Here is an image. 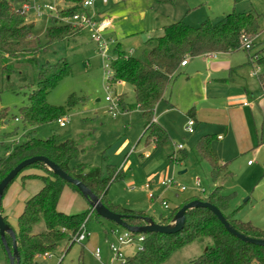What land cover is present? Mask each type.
<instances>
[{
  "label": "rangeland",
  "instance_id": "rangeland-1",
  "mask_svg": "<svg viewBox=\"0 0 264 264\" xmlns=\"http://www.w3.org/2000/svg\"><path fill=\"white\" fill-rule=\"evenodd\" d=\"M91 1L93 5L87 12L111 21V27L103 31L109 44L105 51L107 57H113L112 50L117 47L126 57L139 58L147 40L161 35V27L179 21L191 27H198L205 21L215 24L232 11L250 13L255 18L258 30L252 39L251 53L264 56V0H109L106 4L102 0ZM38 5L55 6L60 10L65 7L61 0H40ZM54 14L44 10L39 16H35L33 11L25 15L26 20L33 23V35L41 45L45 43L49 17ZM246 56L243 50L227 56L218 54L215 63L227 61L241 65L230 72L242 69L246 73L239 75L240 78L230 73L225 78L229 87L235 89L248 82L255 92L258 88L256 75L263 72V67L247 65ZM45 59L49 63L62 59L69 66L68 75L47 93V104L64 107L70 96L80 101L63 118L66 119L64 128L53 122L24 131L19 121V109L28 105L30 90L18 77L12 76L6 81L0 79V111L4 112V119H0V156L7 148L19 145L26 132H32L39 140L50 137L58 141L74 140L82 152L71 166L99 167L107 175L110 165L122 174V179L112 183L108 190L107 199L111 204L144 212L156 221L160 217H169L171 210L185 200L194 197L204 199L214 188L221 187L223 194L234 193L231 210H238L237 217L264 230L262 117L252 115V121L249 116L248 123L245 121L243 126L236 115L225 111L223 102L214 103L216 108L213 109L204 104L188 106L187 94L206 77L207 61H189L187 70L174 78L170 103L156 105L155 122L165 129L169 143L155 149L146 143L145 136L142 137L144 121L136 108L131 86L125 83L112 88L106 86L104 60L90 41L88 32H83L80 46L58 44L52 47ZM185 72L194 74V79L186 83ZM234 89L230 92L235 93ZM107 96L116 104L117 97L115 118L109 113V104L105 101ZM120 98L127 105L126 110H123ZM191 107L196 112L195 120L186 115ZM226 126L230 129L228 134H224ZM248 132H256L258 138L262 136V142L256 138L250 142L245 137ZM203 134L212 135L211 149L219 162L227 164L232 178H219L213 182L208 163L196 161L192 150ZM216 136H221L222 140L217 141ZM257 143L262 144L257 148ZM177 146L186 153L184 160L178 163L169 159ZM248 161L251 166H247ZM162 182L166 186H162ZM39 187L37 180L22 185L18 178L8 187L3 195L2 208L11 228L16 227V219L27 197L39 191ZM149 194L153 199L148 198ZM162 201L169 209L162 207ZM58 206L68 215L88 209L86 200L78 193L73 197L63 193ZM121 233L122 230L112 223L90 220L83 241L71 248L64 241L50 253L51 257L40 256L36 264H110L109 244L114 243ZM207 242H192L175 251L162 264H189L205 251ZM96 250L100 253L99 260L93 256ZM124 252H134V246L125 248ZM4 263L5 256L0 246V264Z\"/></svg>",
  "mask_w": 264,
  "mask_h": 264
},
{
  "label": "trees",
  "instance_id": "trees-1",
  "mask_svg": "<svg viewBox=\"0 0 264 264\" xmlns=\"http://www.w3.org/2000/svg\"><path fill=\"white\" fill-rule=\"evenodd\" d=\"M23 1L0 0V79L6 81L12 76L18 77L30 90L28 105L19 109V121L24 131H27L64 118L77 101H80L75 96H70L64 107L57 108L47 104V93L68 75L69 66L62 59L55 63L46 62L45 57L52 47L58 44L79 46L78 40L83 31L61 22L60 19L84 11L82 8L84 0H61L65 7L61 10L58 8L54 15H50L44 45H41L33 35V23L28 22L25 14L18 9ZM257 30L256 20L250 13L233 11L224 15L215 24L205 21L198 27H191L179 21L165 25L161 28V35L147 40L139 58H128L119 48H113L114 58L110 63L111 76L108 85L110 88L117 83L131 86L136 108L141 112L144 121L142 137L145 136L146 143L152 144L155 149L163 147L169 143V136L154 121V110L159 102L167 100L171 83L178 75L180 63L185 59L243 50L246 52L248 65L263 67V72L256 75V80L264 97V56L251 53L252 39ZM244 40L251 41L248 50L242 48ZM122 101L120 98L119 102L123 110H126L127 105ZM0 119H4L2 111ZM211 141L212 136L201 137L192 151L198 163H208L211 180L215 182L219 178H227L230 173L227 171V165L221 164L213 153ZM81 152L74 140L58 141L55 137L39 140L32 132H26L19 145L7 148L0 156V181L21 161L41 156L57 165L71 178L81 182L105 208L125 216L124 221L127 225L142 226L141 218L148 217L146 213L113 205L107 199L108 189L112 183L122 179V174L110 165L107 175H104L99 167L71 166V162ZM185 157L186 153L180 149L172 152L169 159L178 163ZM28 170L41 171L42 175L21 176ZM18 177L22 184L31 179L39 180L42 184L41 189L24 202L16 220V228L10 227L15 237L19 264H36L37 258L54 252L64 241L66 246L71 248L78 243L77 237L85 230L90 220L96 223L103 220L90 208L73 215L58 211L57 205L64 188L80 193L74 186L60 180L41 164L25 168L15 179ZM233 198L234 193L224 195L221 188L216 187L204 199L195 197L185 200L179 207L171 210L169 217H160L157 223L168 224L183 205L199 200L214 206L229 226L239 234L251 239L264 240V230L235 217L238 210H231ZM3 220L8 224L5 218ZM143 237L139 250L129 255L124 252V264H162L175 251L199 240L208 241L204 246L205 251L189 264H264V247L243 243L231 236L214 215L203 208L187 211L184 227L176 234L152 233ZM5 241L10 249L12 241L8 235L5 236ZM0 246L3 249L1 242ZM5 260L8 264L6 254Z\"/></svg>",
  "mask_w": 264,
  "mask_h": 264
},
{
  "label": "crops",
  "instance_id": "crops-1",
  "mask_svg": "<svg viewBox=\"0 0 264 264\" xmlns=\"http://www.w3.org/2000/svg\"><path fill=\"white\" fill-rule=\"evenodd\" d=\"M160 31H161V29H160ZM82 37H83V35L78 40V45L79 46L82 44ZM220 54L227 56V55H231L232 53H219V55ZM217 55L218 54H214V57H212V58L207 57L206 55H203V56H200V57H196V58H189V59H187V62H186V64L184 66H182V67L180 66L179 71H178V75H180L181 72L183 73V70H187L189 61H192V60H203V61H207L208 62L206 64V67H207L206 77L204 79H202L200 81V83H196L195 87L192 88V90L189 91L188 94H187V102L189 104L188 106H191V105L197 106V105H203L204 104L206 106H210L209 109H213V108H216V106H213L214 103L217 104V102L218 103L219 102H221V103L223 102V103L226 104L225 107H224L225 111H228V112L236 115L239 118V122L243 126H244V122L245 121H247V123H248V117L249 116L251 117V119L253 121L252 115H257V116L261 115L262 122L264 124V97L260 93L259 88H257V90L255 89L256 91L254 92V89L248 84V82L245 85L239 84V86L236 87L235 89L234 88H230L229 85H228V82H227V80L225 78L229 77L230 73H232L230 71H232L233 69L238 68L241 65H237V63H230V62H227V61H225L223 63H215V61L217 60L216 59ZM246 60H247V58H246ZM244 64H245V62H244ZM244 64H242V65H244ZM247 65H248V62H247ZM249 66H251V65H249ZM245 73L246 72L241 69L239 71L233 72L232 74H234L235 76L240 78L239 75L245 74ZM250 74H251V71H250ZM192 75H194V74L190 75L187 72H185L184 81L186 83L192 81L194 79V78H192ZM193 77H195V76H193ZM175 81H176V79H174L172 81V83H171L167 100H164V101H161V102L170 103V98H171V95H172V87H173V84L175 83ZM257 85H258V83H257ZM231 89H234L235 93L230 92ZM243 103H246V105H243ZM189 113H190V115H189ZM186 115L191 117V118H193V120H195L196 112L194 111V108L191 107L187 111ZM154 120H155V118H154ZM229 130L230 129L228 128V126H226L224 128V134H228ZM204 136H212V135L203 134L201 137H204ZM245 137H248V140L250 142L254 141L255 138H256V140L258 139V141H260V142H262V140H263L262 136L260 138L257 137L256 132L255 133L248 132V134H246ZM216 140L220 141V140H222V137L221 136H216ZM260 144H262V143H260ZM260 144L257 143L256 147L258 148V146H260ZM172 152H175V151H172ZM220 163L221 164H225V163H222V162H220ZM251 165H252V163L249 164V161H248L247 162V166H251ZM27 175H42V172L41 171H37V170H28V171H25L24 173L21 174V176H27ZM228 178H232L231 173L225 179H228ZM18 179L20 180V177H18ZM33 180H36V179L26 180L25 182L33 181ZM37 181H39V180H37ZM25 182L23 184H25ZM20 183H21V180H20ZM41 186H42V184L40 182V187H39L38 190L41 189ZM36 193H34V194H36ZM63 193L65 195H67L68 197H73V195H74V192L71 191L69 188H64L63 191H62V194ZM62 194H61V196H62ZM33 195H31V196H33ZM224 195H228V194H224ZM31 196H28L27 199L30 198ZM2 200H3V198H2ZM59 201H60V199H59ZM162 202H165V201H162ZM181 204H179L176 207H174V209L179 207ZM23 205H24V203H23ZM113 205H115V204H113ZM88 208H89V206H88ZM1 209H2V213H0L1 216L3 218H5L6 222L8 223V221H7L8 217L6 215V212L2 208V201H1ZM125 209H127V208H125ZM57 210L62 212L59 209L58 205H57ZM128 210H130V209H128ZM131 211H133V210H131ZM135 212H137V211H135ZM20 213H19V215H20ZM63 214H65V213H63ZM148 217L152 219V217H150V216H148ZM235 217L237 219L241 220L239 217H237V215H235ZM158 221H159V219L156 220L155 222L157 223ZM15 228H12V229H15ZM129 254L130 253H128L126 255H129ZM4 256H5V253H4ZM4 264H6V260H5Z\"/></svg>",
  "mask_w": 264,
  "mask_h": 264
},
{
  "label": "water",
  "instance_id": "water-1",
  "mask_svg": "<svg viewBox=\"0 0 264 264\" xmlns=\"http://www.w3.org/2000/svg\"><path fill=\"white\" fill-rule=\"evenodd\" d=\"M41 164L54 176L62 180L68 185L74 186L80 195L86 200L89 208L101 219L112 223L113 225L119 227L120 229L127 231L135 235H145V234H163V235H173L182 230L185 224V213L192 209L203 208L211 212L224 230L235 237L243 243L250 245L264 247V240H256L247 238L233 228L229 226L223 215L211 204L199 200H194L183 205L172 217L168 224L161 225L156 223L153 219L149 217L141 218L143 222L142 226H129L125 223V216L116 214L105 208L100 200L93 195L89 189H87L81 182L76 179L71 178L65 172H63L57 165L49 161L48 159L41 156H34L25 159L18 163L14 168H12L0 181V207L4 192L7 190L8 186L16 178V176L25 168L34 165ZM8 235L11 238V248L9 249L5 236ZM0 242L4 249V252L8 259V264H19V257L17 252V246L15 242V237L12 229L8 224L5 223L3 217L0 214Z\"/></svg>",
  "mask_w": 264,
  "mask_h": 264
},
{
  "label": "built area",
  "instance_id": "built-area-1",
  "mask_svg": "<svg viewBox=\"0 0 264 264\" xmlns=\"http://www.w3.org/2000/svg\"><path fill=\"white\" fill-rule=\"evenodd\" d=\"M109 0H102L103 4H106ZM40 0H24L21 2L18 6L19 11L22 14H27L30 11H33L35 16L42 15L44 10H47L50 13H56L57 8L55 6H48V5H42L41 7L38 5ZM92 1L91 0H84L82 3V8L84 11L80 13H75L71 15L68 18H63L60 19L61 22L65 24H70L76 28H79L83 32H88L90 41L97 47L98 52L102 56L104 60L103 68L105 71V83L108 88V81L111 76V68H110V63L111 60H113L114 57H107L105 55V51L107 50L109 44L108 41L104 39L103 31L107 30L108 28L111 27V21L109 18L104 17V16H99V15H90L87 12L88 8L92 7ZM251 41L249 40H244L243 41V49H249L250 48ZM207 57H214V54H206ZM256 60V58L254 59ZM187 60H183L180 63V66H184L186 64ZM120 83H117L118 85ZM105 101L109 104L108 110L109 113L113 118L116 116V108L118 105V100L116 97V102L111 101L110 97L107 96L105 98ZM243 105H246V103H243ZM155 121V120H154ZM65 122L66 119H58L56 121V124L58 125L59 128H64L65 127ZM189 133H192L190 129H188ZM181 147L177 146L176 150H180ZM250 164V162H249ZM162 186H166L165 183H161ZM148 188V186H146ZM183 188H181V191ZM149 199H152L153 196L151 194L148 195ZM162 207L164 209H168V206L165 202H162ZM85 230L82 231V233L77 237V242H81L85 239ZM144 237L143 235H134L132 233H129L127 231L122 230V233L117 236L116 240L114 243L109 244V251L112 255V260L110 264L116 263V264H124L125 263V253L124 249L130 246H134V251H137L141 247V242L143 241ZM94 258L96 260H99L100 258V253L98 250H96L93 254ZM43 257L49 258L51 257L50 254H44Z\"/></svg>",
  "mask_w": 264,
  "mask_h": 264
}]
</instances>
